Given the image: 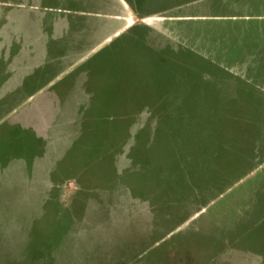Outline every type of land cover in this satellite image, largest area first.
Wrapping results in <instances>:
<instances>
[{"label": "rangeland", "instance_id": "1", "mask_svg": "<svg viewBox=\"0 0 264 264\" xmlns=\"http://www.w3.org/2000/svg\"><path fill=\"white\" fill-rule=\"evenodd\" d=\"M132 1L0 0V264H264V0Z\"/></svg>", "mask_w": 264, "mask_h": 264}, {"label": "crops", "instance_id": "2", "mask_svg": "<svg viewBox=\"0 0 264 264\" xmlns=\"http://www.w3.org/2000/svg\"><path fill=\"white\" fill-rule=\"evenodd\" d=\"M124 2L126 4H128V5H132L133 4L132 0H130V1L124 0ZM1 5L2 4L0 3V6ZM100 14L101 13L98 12V11L96 13L92 12V16L91 17L99 18V17L102 16V14L101 15ZM0 15H1V12H0ZM6 16H7L6 18L8 19V21L16 20V18H18L17 16L15 17V14L7 13ZM19 17H20V19L24 20L23 15H21ZM62 19H64V27H63L64 30H62L61 28H60L61 30L57 29V32L55 30L56 36L55 35L54 36L51 35L53 38L61 37L62 35H64V33L66 35H68L69 30H70L71 27H73V25H76L75 33L73 35L75 36L76 34L81 33L80 30L83 28V24H82V22L80 20H76V19L70 20L68 17H66V18L63 17ZM132 26H134V25H130L127 28H130ZM32 31L36 32L35 30H32ZM24 32H25V30H24ZM55 32L53 31V33H55ZM118 32L119 31H116L115 34L118 33ZM21 35H22V33H21ZM21 35L17 34L18 38L21 37V39H22L23 35L22 36ZM50 40L54 41L52 38ZM48 44H49V42H47V46H48ZM24 46H25V43H24ZM54 47H56L57 49H54L53 52H57V53L58 52L59 53L62 52V50L59 48L58 45L54 46ZM21 50H23V51H21ZM21 50H19L17 52V54L15 55L16 57L14 56L15 57V59L13 58L14 60H12V61L9 60V62H5V63H7V66H6V68L3 67L1 69V72H0V82H2L1 83L2 88L4 87V90H6V88H9V89H7V90H9V91H7L8 93H11L12 91L15 92L14 94H16L17 92L19 93V91H21L22 88L25 87L27 79H29V78H26V75H27L26 68L27 67H26V63L23 60V54H22V53H24V47ZM41 90H42V87L39 86V87L35 88L33 91H31V93H28L27 94L28 96L26 95V96H24L22 98H18V100H21L22 103L26 102L27 100L32 98L33 94L36 95V94L40 93ZM13 99H16V98H13Z\"/></svg>", "mask_w": 264, "mask_h": 264}, {"label": "trees", "instance_id": "3", "mask_svg": "<svg viewBox=\"0 0 264 264\" xmlns=\"http://www.w3.org/2000/svg\"><path fill=\"white\" fill-rule=\"evenodd\" d=\"M127 1H129V0H127ZM133 27H134V26H132V27H130V28H133ZM12 109H13V108H12ZM12 109H11V110H12Z\"/></svg>", "mask_w": 264, "mask_h": 264}]
</instances>
